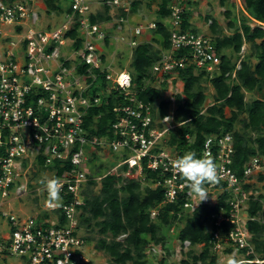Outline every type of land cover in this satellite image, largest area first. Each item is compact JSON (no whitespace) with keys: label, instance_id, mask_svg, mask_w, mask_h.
<instances>
[{"label":"built area","instance_id":"1","mask_svg":"<svg viewBox=\"0 0 264 264\" xmlns=\"http://www.w3.org/2000/svg\"><path fill=\"white\" fill-rule=\"evenodd\" d=\"M136 1H98L101 7L108 8L109 16L112 10L119 13L116 29L108 30L104 27L114 19L92 21L97 12L90 0H68L65 21L56 29L35 26L38 13L33 0H0V197L7 198L15 187L19 191L17 197L21 193L27 195L29 188L23 185L26 182H22V177L31 168L30 156L36 158L37 166V157L43 156L44 163L39 167L51 171L48 179L55 178L62 186L58 203L50 199L44 184L31 188L30 193L41 190L37 216L28 215L22 220L14 213L3 214L7 216L8 235L1 236L0 256H16L28 264H94L87 252V240L80 234L83 192L90 180L99 181L108 174H117L123 166L134 169V177L141 184L163 189L164 198L152 209L151 217L164 204L174 203L180 196L185 199L183 209L193 212L204 204H216L218 196L225 193L228 207L220 205L211 215L216 228L212 249L229 244L235 250L245 249L247 255L254 253L251 234L246 228L249 216L247 213L244 220L241 213L247 212L251 200H258L264 211V157L250 156L239 175L233 167L232 134L206 135L199 149L192 151L198 155L211 153L220 180L205 185L208 198L200 201L190 181L173 167L180 156L169 144L168 148L164 144L166 134L173 127L163 124L169 115L161 119L156 103L140 100L129 70L115 66L104 50L111 42L125 40L135 48L142 43L138 35L144 30L154 31L161 22L169 32V49L159 48L160 58L148 69V77L140 87L151 85L160 89V82L190 66L195 74L203 73L209 79L218 75L221 58L212 37L181 28L186 4L194 0H170L167 23L154 20L140 27L133 25L129 36H124L125 20L129 26L128 16ZM73 29L77 32L75 37L68 36ZM103 82L117 89L111 95L116 100L113 112L117 118L109 134L90 135L92 125L85 124L89 110L100 106L109 90ZM185 138L192 139L188 135ZM105 150L114 159L108 170L98 174L101 168L94 171L92 162ZM55 164L63 169L62 175L57 174ZM87 165L92 167V172L86 169ZM147 172L155 177L147 178ZM251 219L264 223L261 216ZM223 223L229 224L228 230ZM243 261L262 263L264 260Z\"/></svg>","mask_w":264,"mask_h":264},{"label":"trees","instance_id":"2","mask_svg":"<svg viewBox=\"0 0 264 264\" xmlns=\"http://www.w3.org/2000/svg\"><path fill=\"white\" fill-rule=\"evenodd\" d=\"M59 0H44L50 10L58 8ZM226 0H220L222 5ZM244 11L248 15L242 16L239 26L229 22L233 28L230 36H220L217 30V23L212 20L209 27L213 33V42L217 53L220 55V73L209 79L203 73L195 74L193 68L187 67L178 71V76L183 82V94L186 97L184 102L178 103L172 119L179 124L176 131H172L168 144L178 156H182L187 150H197L202 145L204 137L213 133H231L234 138L233 167L240 175L243 163L253 155L264 157V99H255L247 103L244 99L245 91H258L264 94V27H251L249 23L258 22L264 24V0H240ZM138 2L133 4L134 9ZM169 0H161L159 16L168 14L167 5ZM108 8L103 14L98 13L91 17L92 21L108 19ZM49 10V11H50ZM230 12H226L229 16ZM188 15H183V30L190 29ZM162 41L158 42L161 48L169 49V32L161 22L153 31ZM76 30L73 29L68 36L75 37ZM79 43V42H77ZM157 43V44H158ZM247 43L252 48V54L256 60L252 63L244 58L239 59V67L232 62L223 50H231L239 56L241 47ZM161 50L156 45L141 43L133 49L132 59L129 65V72L132 81L137 86V96L143 102L156 103L160 98L163 86L160 89L151 85L140 88L148 69L160 58ZM180 55V53L178 54ZM234 73V77L232 74ZM148 77V76H147ZM165 77H168L166 75ZM207 79L215 90L214 102L208 106L203 113H200L205 101V93L201 90L200 79ZM106 90V97L100 106L89 110L90 117L86 119V126L89 127L90 135L105 136L109 134V128L117 118L113 107L116 100L112 94L117 89L112 88L109 83L103 82ZM94 91V89H92ZM180 102V94L176 96ZM169 102L161 100L157 106L159 117L168 115ZM230 110V116H226L224 109ZM96 115V120L92 119ZM245 115V117H241ZM236 122H240L242 132L235 129ZM163 124H160L162 126ZM94 126V127H93ZM257 135L252 138L249 132ZM188 135L191 141L185 138ZM37 163L43 165L44 157L38 156ZM69 166V165H68ZM52 168V167H51ZM58 175L63 174V169L55 164ZM126 177L121 174H108L101 180H90L84 193V205L79 215L80 226L97 229L100 237L97 239L94 248L104 252L109 257V264H146L144 250L150 242L163 244V238L159 235L160 224H171L175 221H182L183 227L179 231L181 243L188 242L189 246L202 244V251L195 254L192 249L186 252L189 259H184L181 264H218L217 254L213 251V230L216 229L211 223V215L219 209L220 205L227 208L224 199L226 194L218 196L214 205L204 204L193 212L183 209L184 198L180 196L176 202L164 204L159 208L158 213L152 218L150 210L157 207L163 200V189L160 186L141 189V183L134 177V169L127 166L121 168ZM147 178L155 177L154 173L147 172ZM98 186L97 194L92 193V187ZM249 219L246 228L251 234L254 253L248 254L246 259L254 257L264 259V223L258 219H251L257 216L264 217L261 210V203L258 200H251L247 209ZM46 214H43L45 216ZM228 230L229 224L223 223ZM94 227V228H93ZM148 238H147V236ZM123 236L122 240L118 238ZM232 251L231 247L225 249L226 253ZM239 253H245V249H239ZM240 264H246L241 262Z\"/></svg>","mask_w":264,"mask_h":264},{"label":"rangeland","instance_id":"3","mask_svg":"<svg viewBox=\"0 0 264 264\" xmlns=\"http://www.w3.org/2000/svg\"><path fill=\"white\" fill-rule=\"evenodd\" d=\"M27 1V0H26ZM35 6H37V13H38V21L36 23V27L39 29H56L65 21V14L67 9L69 8L68 0H59L57 2L58 8L50 10L44 2V0H33ZM99 0H90L91 5L94 6V11L103 14L104 8L101 7L100 4H97ZM135 9H131L128 21L125 20L124 27L127 26L125 30L124 36H129V29L133 26H142L143 24L154 21V20H163L164 23H167L168 20L165 16H159V7L161 4V0H138ZM170 2V0H169ZM171 3V2H170ZM186 14L188 15L190 28H194L195 31H198L206 36H210L213 38V33L210 30V23L212 20H215L217 23V30L220 36H230L233 32V28L229 27V22H233L234 25L239 26L242 21L243 15H248L244 8L241 5L240 0H226L225 4L222 5L220 0H194L186 4ZM50 10V11H49ZM226 12H230L229 16H226ZM114 20L106 24L105 29H116L118 22L115 21L119 18V13L112 10L109 13ZM113 22V24H112ZM251 27L254 26H263L264 24H260L258 22L249 23ZM109 28H108V27ZM127 32V33H126ZM139 40L142 43H150L152 45H156V47H161L159 43H156V39L160 42L162 39L152 32H147L144 30L141 34L138 35ZM138 38V37H137ZM66 42V41H65ZM112 44L104 49L107 54H109V58L115 62V66L126 68L128 70L132 55L133 49L128 46V42L125 40L124 42H111ZM65 44V43H64ZM67 44V43H66ZM68 46V44H67ZM67 47H65L66 49ZM226 56L230 57L232 62H236V67H239V59L244 58L245 60H249L252 63H255L256 60L252 54V48L249 44L244 43L241 47V51L239 56L233 54L231 50H223ZM240 57V58H239ZM178 72H175L169 76V78L165 79L164 82H160L159 85L163 86V90L161 92V96L158 100H156V106H158L161 100H165L169 102L168 108V115L169 119L167 122L163 123L164 126L172 125L173 127L169 129L168 133L166 134L165 145L168 148V140L172 131H176L179 124H176L173 119V113L177 107L178 103H183L186 100L185 95L183 94V82L180 77L177 75ZM197 73V72H196ZM166 78V77H165ZM200 87L201 90L205 93V101L201 111H204L208 106L212 105L214 102L215 90L212 87L211 83L205 79L204 77L200 79ZM244 92V99L247 103L255 100V99H264L263 92L258 91H245ZM180 94L182 100L178 102L176 100V96ZM173 98V100H172ZM158 112V111H157ZM225 115L228 117L230 116V110L228 108L224 109ZM241 117H245V115H241ZM235 129L242 132V126L240 122H236ZM249 136L254 138L257 134L254 132H249ZM117 158V156H114ZM30 163L31 168L29 169L27 174H24L25 177H22L23 185L27 184L29 190H27V195H21L17 197L16 192L17 187L13 188L11 194L5 198L1 199L0 197V240L1 236L8 235V222L7 216L3 214L14 213L21 217V219H25L28 215H36L40 212L39 211V201H41V190H35L34 192L31 191L32 189L40 188L41 187V180L48 179L52 176V172L47 170L46 168H41L36 164V158L34 156H30ZM113 157L111 154L105 150L99 153L97 160L92 162L94 167V171H98V174L103 173L104 171L108 170L110 164L112 165ZM114 160V162H116ZM86 169L89 172H92V167L86 166ZM117 174H121L123 177H126V173L121 171V168L117 170ZM20 184H22L20 182ZM19 185V183H18ZM145 188L144 184H141V189ZM99 187L93 186L92 193L97 194ZM4 204L2 205V203ZM210 202V200H209ZM152 209L150 210L151 216ZM244 220L247 219V212L243 211L241 213ZM153 218V217H152ZM159 235L163 238V244H154L150 242L148 246L144 250V261L146 264H181V261L184 259H189L186 256V252L190 249L193 250L195 254H199L202 251V244H198L195 246H189L188 242L181 243L179 240V231L183 227L182 221H173L171 224H160L159 226ZM94 228V227H93ZM92 227L86 228V226L81 227L80 234L87 240V252L91 258H93L94 264H109V257L102 251L96 250L94 245L97 239L100 237L97 229L94 228L91 230ZM147 236V235H146ZM148 238V236H147ZM264 238V236H263ZM119 240L123 239V236L118 238ZM231 247L232 251L234 252L231 256L230 254L225 252V249ZM217 254V261L218 264H227L229 258H244L242 255L237 254V250H235L229 244H223L220 249L214 250ZM0 264H28L26 260H23L16 256L6 255L0 256ZM250 264V263H246ZM254 264H264L263 263H255Z\"/></svg>","mask_w":264,"mask_h":264},{"label":"clouds","instance_id":"4","mask_svg":"<svg viewBox=\"0 0 264 264\" xmlns=\"http://www.w3.org/2000/svg\"><path fill=\"white\" fill-rule=\"evenodd\" d=\"M173 167L177 170L178 174L190 181L192 190L200 195V201L208 198L205 185L217 184L220 180L218 166L210 152L198 155L195 151H188L173 162ZM40 182L46 186V189L50 193V199L57 203L60 202L62 186L59 180L51 178L42 179ZM243 256L244 258L240 261L235 257L229 258L227 264H240L241 262L254 264V262L243 261L248 255L243 253ZM255 258L264 260L259 257H254V259Z\"/></svg>","mask_w":264,"mask_h":264},{"label":"crops","instance_id":"5","mask_svg":"<svg viewBox=\"0 0 264 264\" xmlns=\"http://www.w3.org/2000/svg\"><path fill=\"white\" fill-rule=\"evenodd\" d=\"M4 204V202L2 203V205ZM1 214L3 215V212H1ZM234 252L233 251H231V252H229L228 254H230V256L233 254ZM237 254H240V255H242L243 256V254L242 253H239V252H237ZM234 255V254H233ZM232 255V256H233ZM244 257V256H243ZM239 261L241 260V259H243V258H237Z\"/></svg>","mask_w":264,"mask_h":264}]
</instances>
